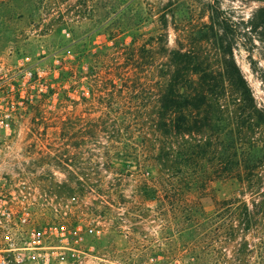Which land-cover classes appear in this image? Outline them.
<instances>
[{"label": "rangeland", "instance_id": "374dc122", "mask_svg": "<svg viewBox=\"0 0 264 264\" xmlns=\"http://www.w3.org/2000/svg\"><path fill=\"white\" fill-rule=\"evenodd\" d=\"M213 9L264 108V0H0V252L17 264L148 252L131 238L147 247L158 230L138 192L157 172L117 155L152 114L167 50L216 54ZM212 188L207 206L239 195L235 180Z\"/></svg>", "mask_w": 264, "mask_h": 264}, {"label": "trees", "instance_id": "16d2710c", "mask_svg": "<svg viewBox=\"0 0 264 264\" xmlns=\"http://www.w3.org/2000/svg\"><path fill=\"white\" fill-rule=\"evenodd\" d=\"M257 16L264 19V9ZM210 19L216 54L167 50L168 78L152 114L117 155L157 172L138 186L141 199L156 202L146 210L158 230L147 247L131 238L148 249L127 256L134 264H264V108L234 59L231 25L218 9ZM232 180L238 196L205 204L213 182Z\"/></svg>", "mask_w": 264, "mask_h": 264}, {"label": "built area", "instance_id": "2783aa9c", "mask_svg": "<svg viewBox=\"0 0 264 264\" xmlns=\"http://www.w3.org/2000/svg\"><path fill=\"white\" fill-rule=\"evenodd\" d=\"M93 231L92 229L90 232ZM16 261V263H15ZM13 261L11 258L8 257V255L4 254V252H0V264H17L22 262V258L18 256V258Z\"/></svg>", "mask_w": 264, "mask_h": 264}]
</instances>
